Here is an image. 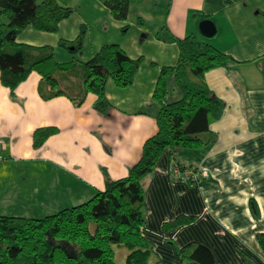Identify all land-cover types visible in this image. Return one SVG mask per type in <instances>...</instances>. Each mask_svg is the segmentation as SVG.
Here are the masks:
<instances>
[{
    "label": "crops",
    "instance_id": "obj_1",
    "mask_svg": "<svg viewBox=\"0 0 264 264\" xmlns=\"http://www.w3.org/2000/svg\"><path fill=\"white\" fill-rule=\"evenodd\" d=\"M59 1L75 8L59 32L28 27L18 42L54 47L59 63H86L109 43L146 61L132 86L120 89L109 81L107 96L113 107L106 113L95 109L94 94L79 106L72 100L82 95L83 69L70 76L59 74L69 96L49 100L40 94L42 78L37 72L20 84L15 97L0 76V144L5 156L0 161V215L43 218L105 190V171L113 180L128 176L145 142L158 131L153 93L161 68L179 59L178 46L158 40L157 34L166 26L177 37L207 38L194 16L202 11L216 20L211 43L236 60L206 74L212 92L226 103L223 116L211 125L218 140L204 152L178 154V163L193 169L198 183L176 178L170 151L163 153L145 181L143 234L154 245L160 264H182L170 240L180 248L193 243L207 247L215 264H264L257 239L264 233V0H170L163 27L146 33L141 14L144 22L138 34L127 39H121L125 23L112 17L105 0ZM141 1L148 5L153 0ZM82 25L88 28L84 49L71 54L60 41L75 40ZM44 91L49 87L44 85ZM47 127L59 132L34 148V132ZM180 216L197 219L165 231V224ZM129 252L117 248L116 260L125 264Z\"/></svg>",
    "mask_w": 264,
    "mask_h": 264
},
{
    "label": "trees",
    "instance_id": "obj_2",
    "mask_svg": "<svg viewBox=\"0 0 264 264\" xmlns=\"http://www.w3.org/2000/svg\"><path fill=\"white\" fill-rule=\"evenodd\" d=\"M105 7L115 20L127 23L130 0H105ZM74 12L75 8L59 0H0L1 82L15 97L20 84L37 72L42 78L40 94L49 100L69 96L59 74L70 76L83 69L82 95L72 100L79 106L86 96L94 94L97 97L95 109L106 113L113 107L107 96L109 81L120 89L132 86L146 61L144 57L131 58L121 45L109 43L86 63L77 60L59 63L54 47L18 42V36L28 27L48 33L59 32L61 22ZM194 16L198 26L205 20L216 24L212 16L202 11ZM129 30L128 24L121 29L123 35ZM87 32V26L82 25L75 40H61L60 46L71 54L80 53ZM157 38L176 44L179 59L174 66L161 68L153 93L159 107L158 131L145 142L140 160L123 179L113 180L105 171V190L80 205L43 218L0 215V264H120L116 260L119 247L130 251L125 264H160L154 245L143 234L145 181L154 173L165 151H170L174 168L185 169L177 161L180 152L201 153L217 142L211 125L223 116L226 103L212 92L206 74L236 60L207 38L200 39L194 34L177 37L166 26ZM44 85L49 87L48 93ZM173 86L180 95L171 101ZM58 132L56 127L37 129L33 136L34 148H41ZM196 219L180 216L166 223L164 229L167 232L179 229ZM257 239L264 250V233H258ZM169 243L182 258V264H215L213 253L203 245L193 243L180 248L172 240Z\"/></svg>",
    "mask_w": 264,
    "mask_h": 264
},
{
    "label": "rangeland",
    "instance_id": "obj_3",
    "mask_svg": "<svg viewBox=\"0 0 264 264\" xmlns=\"http://www.w3.org/2000/svg\"><path fill=\"white\" fill-rule=\"evenodd\" d=\"M169 2L170 0H153L151 4L145 5L143 1L141 0H134V3L131 4L129 19L126 23L130 26V30L127 35L129 36L132 34H135V35L138 34V31H139L138 27L143 25L142 22H144V19L140 17L141 14H143V17L147 21V24L145 27L146 33L151 34L155 32L157 28L163 27L162 24H163V20L165 19L164 17L166 16L169 10L168 9ZM161 30L162 28L159 30V32ZM93 34L94 36L97 34L95 28H93ZM127 35H123L121 31V39H127L128 38ZM209 41L213 42V39L211 38V40L209 39ZM173 89L174 90L172 91V94L170 97L171 101L174 100L175 98L174 96L178 94L180 95V92L176 89L175 86H173Z\"/></svg>",
    "mask_w": 264,
    "mask_h": 264
},
{
    "label": "built area",
    "instance_id": "obj_4",
    "mask_svg": "<svg viewBox=\"0 0 264 264\" xmlns=\"http://www.w3.org/2000/svg\"><path fill=\"white\" fill-rule=\"evenodd\" d=\"M5 160V156L2 154V145L0 144V161ZM174 176L183 181H188L191 183H198L199 177L191 168L182 169L180 167H175L173 170ZM207 176V173H204Z\"/></svg>",
    "mask_w": 264,
    "mask_h": 264
},
{
    "label": "water",
    "instance_id": "obj_5",
    "mask_svg": "<svg viewBox=\"0 0 264 264\" xmlns=\"http://www.w3.org/2000/svg\"><path fill=\"white\" fill-rule=\"evenodd\" d=\"M199 30L201 34L207 38H212L217 34V28L213 21L205 20L199 25Z\"/></svg>",
    "mask_w": 264,
    "mask_h": 264
}]
</instances>
